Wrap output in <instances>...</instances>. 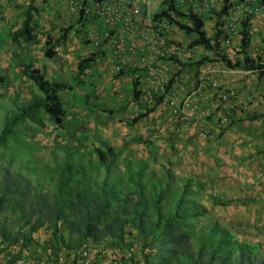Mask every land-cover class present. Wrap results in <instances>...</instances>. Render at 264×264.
<instances>
[{
  "label": "rangeland",
  "instance_id": "obj_1",
  "mask_svg": "<svg viewBox=\"0 0 264 264\" xmlns=\"http://www.w3.org/2000/svg\"><path fill=\"white\" fill-rule=\"evenodd\" d=\"M29 2L0 0V131L12 114L13 104L29 102L35 92L31 82L22 75L21 64L31 62L44 71L49 80L55 81L56 77L57 81L72 86V90L62 93L64 126L57 128L45 117L41 125L20 123L13 129L14 137L1 149L2 164L19 171L39 190L47 191L58 178V165L64 159L63 147L78 144L82 152L88 153L98 146L99 139L104 140L120 153L119 168L124 160L143 159L157 177L168 172L173 181L190 180L192 194L189 198L202 213L198 226L218 225L240 243L259 244L257 259L264 263V75L257 69L243 68L246 57L254 62L253 66L264 64V0H215L207 14L211 17H204L209 20L210 39L215 30L221 32L224 25L218 14H234L239 20L235 35L225 33L218 48L207 49L211 51L207 57L198 53L197 62L189 65L196 77L204 69L219 80L215 86L209 82L206 85L210 94L208 109H211L201 117L200 126L208 130V137L200 138L197 127L192 126L194 130L184 140L180 134L172 139L174 132L171 131L168 137L158 132L155 139L139 137L131 141L127 138L135 130L133 120L138 115H125L128 104L119 110L123 111L122 115H115L113 107L117 103L95 99L99 91L113 89L107 86L109 82L101 87L84 86L75 81L78 62L92 56L91 41L83 36V28L91 16L83 18L78 9L74 16L65 0H36L33 40L15 44L10 35L20 27ZM157 9L158 4L153 2L148 18ZM172 15L175 22L183 24V19ZM249 20L255 22L249 23ZM246 23L249 26L244 27ZM175 27L174 31L179 30ZM246 30L250 46L244 55L241 38L242 31ZM67 31H71L76 40L81 38L79 44L73 45L74 50L68 51L65 43L56 48L47 44V41L59 40ZM188 46H194L192 41ZM49 49L54 53L51 58L45 55ZM221 56H226L237 67H226L220 61ZM63 60L65 73L58 78L61 76L58 65ZM205 61L207 64L203 65ZM110 106L112 108L107 109ZM6 221L9 241H12L18 224L14 218ZM135 235L133 229H128L123 246L118 248L112 246L110 240L95 243L89 239L83 245L89 246L92 264H142ZM73 241L75 237H70L60 223L56 227H40L29 239L18 236L17 243L12 245L3 242L0 231V264H68L70 255L77 254L83 246L75 248Z\"/></svg>",
  "mask_w": 264,
  "mask_h": 264
},
{
  "label": "trees",
  "instance_id": "obj_2",
  "mask_svg": "<svg viewBox=\"0 0 264 264\" xmlns=\"http://www.w3.org/2000/svg\"><path fill=\"white\" fill-rule=\"evenodd\" d=\"M35 2L30 0L23 11L20 27L11 33L13 43L33 40ZM168 11L190 23L188 26L173 21L185 34L197 36L193 44L213 51L219 47V31L215 30L214 37L207 39L202 21L191 12H176L173 0L169 2ZM223 14L225 12L218 17ZM243 25L247 27L248 23ZM67 33L47 44L54 48L63 45ZM242 35L241 50L244 53L250 46V39L247 30L242 31ZM45 55L51 58L54 53L49 49ZM93 58L92 55L78 62L77 84H82L79 78L91 67ZM220 61L230 69L237 67L226 56H221ZM245 62V70L257 69L264 75V64L253 66L254 62L247 57ZM21 72L35 92L29 102L13 104L12 114L0 131V231L3 242L12 245L17 243L18 236L29 239L40 227H56L60 223L70 237H75L72 242L75 248L89 239L95 243L110 240L111 245L118 248L124 244L126 231L133 229L140 244L142 264H264L257 259L259 244L240 243L218 225L198 226L202 213L189 198L192 194L190 180L173 181L168 172L157 177L143 159L124 160L119 168L120 153L104 140L99 139L98 146L88 153L82 152L78 144L63 147L64 159L58 165V178L54 187L47 191L39 190L19 171L3 165L1 149L14 137L13 129L20 123L41 125L45 117L57 128L64 126L62 93L72 90L65 82L49 80L45 72L31 62L21 64ZM138 97L136 84H133L132 99ZM149 113L151 110L139 114L133 121L136 123ZM13 218L18 229L9 241L6 220Z\"/></svg>",
  "mask_w": 264,
  "mask_h": 264
},
{
  "label": "crops",
  "instance_id": "obj_3",
  "mask_svg": "<svg viewBox=\"0 0 264 264\" xmlns=\"http://www.w3.org/2000/svg\"><path fill=\"white\" fill-rule=\"evenodd\" d=\"M155 2L158 4V9L156 12L161 10L160 4L157 1H152L149 3L148 9L150 5ZM185 9H182V14H186V11L193 10L195 12L194 6L191 2H186L184 4ZM192 5V7H191ZM155 12V13H156ZM203 12V11H201ZM199 12L198 18L203 23V29L205 32V36L207 39H210V33L207 32V22L209 20H205L204 17L210 16L208 11L204 13ZM153 13V14H155ZM151 14V17L152 15ZM203 14H205L203 16ZM75 16V14H74ZM146 17L150 15L147 13L145 14ZM92 17V16H91ZM89 17L87 26L84 27V34L91 42L90 46H93L91 49L92 55L94 56L93 62L91 67L85 71L84 75L79 78L81 81V85L88 86L91 84L105 85V82H109L107 86H111L113 89L110 90H101L96 95L98 96L97 100L100 102L105 103H117L115 107H113L115 111V115H122L123 111L119 112L120 109H123L125 105H129L126 110L127 116L131 114L139 115L144 113L148 110H151L146 117L139 120V123L134 124L133 132L130 134V137L127 140L131 141L134 138H149L155 139L158 136V132L163 133L166 137L170 134L171 131L174 133L171 134L172 139L176 138V136L182 137V140L187 139L188 135L191 134V131L194 130L192 126H187L183 124L178 117L171 111V109L167 108L166 106L162 105L159 100L156 98H148L144 97L145 92H152L155 85L150 83L148 79V67L141 63L140 59L133 55L131 52L126 50L123 54L125 57L126 62V69L123 70L119 74H115L114 68L118 63L117 57L115 55V47L118 44V37L119 35L116 33L111 34L109 38H104V28L102 26V22L98 21L97 19H93ZM228 17L223 14L221 16L222 22L224 25L222 27V31L220 32L219 41L225 35V33L229 34L230 32L233 33L232 35L236 34V30L238 29V23H233V29H227V19ZM53 20V17H52ZM183 23L185 22L186 25L190 26V23L187 20H182ZM213 19L210 21V25ZM249 20V23H254L255 21ZM249 26V24H248ZM75 28V27H73ZM176 28V27H175ZM249 33H251L249 31ZM184 35V38L183 36ZM66 46L68 51L74 50L76 43L79 44L81 38L79 37L77 40L71 31H68ZM197 36L195 34H185L181 30L174 31L173 27L171 28V36L170 39L179 44V52L173 55H167L164 59H159L155 54L152 52L148 53V62L154 67L161 68V74H158L157 79L162 80L164 76L169 79V85L167 86V91H171L175 93L177 101H181L183 99H191L196 107L198 108L197 126L202 125L201 117L206 115L211 109H208V99L210 94H208L206 90V85L209 82L212 86L217 85L218 79L207 70L204 69L200 70V74L196 77L194 72L191 70V63L197 62V54L203 53L206 57L211 53L210 50L204 48L200 45H195L193 42L196 40ZM192 44L194 46H188L187 44ZM73 47V48H70ZM95 48V49H94ZM78 51H80L78 49ZM68 59V57H67ZM207 64V62L202 63ZM66 67L65 61H61L58 65V70L61 76L58 78L63 77ZM205 66L201 67L204 68ZM51 71H54L53 68ZM58 75V74H57ZM76 73L74 72V76ZM113 77H116L113 79ZM206 79V80H203ZM58 79L55 77V81ZM110 81H112L110 83ZM133 84H136V91L138 92V99L133 100ZM105 98H109L110 100H106ZM114 99V100H113ZM159 101V104L157 102ZM112 106L107 107V109H111ZM149 119V120H148ZM181 132V133H180ZM190 132V133H189ZM188 133V134H187ZM178 134V135H177ZM180 134V135H179ZM167 139V138H166Z\"/></svg>",
  "mask_w": 264,
  "mask_h": 264
},
{
  "label": "built area",
  "instance_id": "obj_4",
  "mask_svg": "<svg viewBox=\"0 0 264 264\" xmlns=\"http://www.w3.org/2000/svg\"><path fill=\"white\" fill-rule=\"evenodd\" d=\"M152 1H157L160 4L161 10L153 14L151 18L147 17L145 19V14L148 13L149 3ZM170 1L65 0L70 11L75 15L76 9H78L82 13L83 18L92 16L94 19L102 22L105 39L109 38L113 33L119 35L118 44L115 47V55L118 60L114 68L116 75L127 67L123 53L128 50L137 56L141 63L148 67V79L152 85L156 86L152 92H145L144 97L158 98L161 104L171 109L183 124L197 127L196 132L200 138H207L209 135L208 130L203 126L195 125L198 108L194 102L188 98L178 102L175 93L167 91L169 79L166 76L162 80L157 79L158 74L162 72L161 68L152 66L147 60L149 52L155 54L159 59H164L167 55L169 56L179 52V44L170 39L171 28L174 26L173 12L168 11ZM186 2H191L195 9V12L188 10L186 14L191 12L198 17L197 14L201 11H203L201 13L205 11L209 12V8L215 0H173L174 10L182 13L181 10L185 9L184 4ZM226 16L228 17L226 19L228 22L227 29H233V23L237 24L239 22L238 18L230 13ZM145 20L148 22L147 24H145ZM183 24L186 25L185 22ZM89 254V246L83 245L77 254L72 253L70 255L68 264H92Z\"/></svg>",
  "mask_w": 264,
  "mask_h": 264
}]
</instances>
